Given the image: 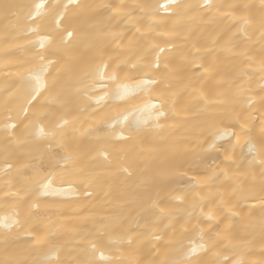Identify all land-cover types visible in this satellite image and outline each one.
<instances>
[{"label": "bare ground", "instance_id": "6f19581e", "mask_svg": "<svg viewBox=\"0 0 264 264\" xmlns=\"http://www.w3.org/2000/svg\"><path fill=\"white\" fill-rule=\"evenodd\" d=\"M7 2L32 4L39 0ZM166 2L75 0V3L87 5L76 8L69 0H45V3L68 4L65 27L77 33L69 46L84 63L99 56L107 62L115 60L119 63L137 52L145 53L144 60L148 61L153 59L147 55L154 50L152 45L165 47L167 51V42L175 41L177 46L187 42V47L194 53L198 47L207 57L204 63L209 65L202 80L195 67L175 78L166 74L161 64L157 76L160 84L152 85L150 93L136 95L140 98L138 103L148 102V96L152 103L162 99L169 101L170 105H166L169 118L162 121L160 129L140 134L136 139L101 144L97 141L103 139L105 133L88 135L104 128L109 115L129 111L133 105L126 103L127 98L114 100L108 97L99 105L95 98L80 99L70 105L67 135L74 137L75 144L80 147L75 172H94L100 178L90 186L70 179L63 171L72 165L58 163L64 153L55 142L50 149L38 148V144L46 146L48 142L28 139L27 122L17 111L22 101L8 103L7 89L23 70L21 58L35 57L44 50L35 47L38 37L31 33L30 25L23 22L22 16L6 18L0 12V216H16L22 224L7 242L0 234V261L34 259L37 233L41 238L40 247L71 251L88 248L93 242L99 246L101 242L97 237L103 235L99 227L101 222L117 221L109 231L127 228L128 225L122 222L136 218L141 211L140 201L132 193L141 191L142 184H148L150 191L160 193L162 215L147 224L141 222V231L147 230L148 234L134 259L151 264L157 253L165 251V244L188 240L199 243L197 230L202 229L209 246L218 245L205 256L208 264L217 259L264 264L261 206L256 200L243 202L252 191L253 172L257 184L260 173L258 165L249 169L247 164L251 159L246 148L249 138L239 135L238 139L217 140V147L209 149L212 133L223 130L230 123L236 129L240 124L244 125L245 131L253 129L252 139L259 144L264 118V67L261 64L264 41L261 40L259 21L264 15L261 11L264 5L262 0H211L215 7L207 10L203 7L205 0H176L180 7L169 5L167 10L156 9L155 6ZM230 5L247 6L243 12L253 23L246 35L239 27L241 11H233ZM39 23L41 32L48 30L50 18L45 17ZM82 33L88 35L91 44L79 43ZM5 40H8L7 44ZM172 68L173 65H169V69ZM50 71L56 74L55 65ZM147 74L153 75L155 70ZM132 75L143 76L145 73H126L122 79ZM128 82L136 83L131 79ZM97 91L104 95L103 91ZM205 97H211L206 110L201 104ZM6 104L12 122L17 125L7 130L3 127ZM148 115L147 112L137 113L140 118ZM205 116H230L231 120L205 124L202 119ZM232 130V127L227 128L229 133ZM8 140L11 143H6ZM101 149L107 160L99 154ZM44 151L51 153V166L37 177L25 166L26 159L30 154ZM49 177L51 191L45 194L44 188L38 185L40 180ZM89 191L91 195H86ZM228 208L236 214L225 220ZM209 214L212 220L207 219ZM169 216L174 217L171 223L167 219ZM188 217L193 218L189 221ZM221 220H224L223 224H220ZM217 224L221 229L219 237L212 231ZM153 233L161 239H153ZM109 239L115 237H105L104 246L98 248V260L99 251L112 259L121 258L108 247ZM56 258L52 257L53 264ZM124 258L129 257L125 254ZM100 264L106 262L100 261Z\"/></svg>", "mask_w": 264, "mask_h": 264}, {"label": "snow or ice", "instance_id": "6c2138e0", "mask_svg": "<svg viewBox=\"0 0 264 264\" xmlns=\"http://www.w3.org/2000/svg\"><path fill=\"white\" fill-rule=\"evenodd\" d=\"M74 3L76 8L87 7L75 3V0H69ZM172 5L180 7L176 0H167L164 5L155 6L167 10L168 6ZM264 5V0H262ZM203 7L207 10H212L215 6L211 0H205ZM233 11H241L239 16V27L241 32L245 35L249 26L253 23L249 15L243 12L247 8L246 5H230ZM68 4L45 3V0H39L38 3L22 4L7 2V0H0V12L6 18L9 16H22L23 22L30 25V31L33 35L38 37L35 47L44 50L38 53L35 57L20 60V68L18 78L7 89L6 95L9 96L8 103L15 100L22 101L18 105V113H22L24 121L27 122L28 139L33 141H47V145L38 144V148L53 147V142L60 152L64 153L58 163L64 165H72L66 167L63 171L70 179L79 180L85 185H92L100 179L94 172H80L76 173L77 153L80 151L79 145L75 144V138L67 135L68 126L70 124L68 109L71 104L80 99H93L99 105L103 100L111 97L112 99H126V103L133 105L129 111L118 113L114 116L109 115L106 126L99 128L95 133H88V135L99 136L100 133H105L103 139L98 140L97 143L107 144L113 141H127L139 138L140 134L148 131L160 129L162 121L169 118L168 108L170 105L167 100H161L159 103H152L151 96H148V102L138 103L140 99L136 94L150 93L152 85L160 84L157 76L160 75L161 64L164 65L166 74L175 78L182 77L189 69L195 67L196 72L200 74V79H205L203 73L209 71V65L204 63L207 57L202 55L200 49L197 47L196 52H192L187 47V42H182V46H177V42L168 41V50L159 45H152L154 49L148 52L147 55L153 59L145 61V53L137 52L135 55L126 58L119 63L115 60L111 62L105 61L103 56L88 63L76 57L75 51L69 46L72 39L77 35L73 30L65 27L66 13ZM264 13V8L261 9ZM45 17L50 18V26L48 30L41 32L40 21ZM233 18H236L235 16ZM259 31L261 33V40L264 41V15L259 21ZM8 43V40H5ZM79 43L82 45L91 44L87 34H81ZM193 47H196L193 45ZM174 49V50H173ZM163 54V60H162ZM8 59V54L5 55ZM264 67V61L261 62ZM56 67V74L54 75L50 69L52 66ZM139 65V66H138ZM169 65H173L169 69ZM155 74L148 75L153 72ZM126 73H145V75H132L128 79L136 81L135 84H130L128 79H122ZM97 89L103 91L104 95H100ZM156 91H160L159 88ZM203 95V94H202ZM211 97H205L201 100L204 109H207V101ZM223 103V101H220ZM147 112V118H140L137 113L143 114ZM200 119V118H198ZM206 124L208 121L215 120H231L230 116L219 117H202ZM185 123H191L185 121ZM239 124V120L236 121ZM3 127L12 129L17 127L12 122V117L7 111L3 122ZM228 127H232L231 133L227 131ZM108 129H111L108 132ZM137 134L133 136L132 134ZM239 135L247 136L249 139L246 143V148L251 159L247 160L249 169H254L257 165L259 167V183L255 182V173L252 175V191L245 197L243 202L248 200H256L260 204V227L264 231V118H262L261 132L259 144L252 139L254 132L249 128L244 130V125L240 124L239 129H236L231 123L226 125L223 130H218L212 133V143L209 144V149L217 147L216 141L225 138H237ZM11 143V140L6 141ZM235 147V146H233ZM101 155H107L101 149ZM51 153L44 151L35 155L30 154L25 166L29 167L37 177L40 176L42 170H46L51 166ZM99 163V162H98ZM235 163V162H234ZM106 167V165H105ZM231 167V166H229ZM227 176L228 173L224 172ZM51 178L40 180L38 186H42L45 194L51 191ZM141 191L134 192V198L140 201L141 211L137 217L130 221H123L128 227L122 230L109 231L117 221L109 219L100 224V230L103 235L97 237L101 242L98 246L93 242L88 248H74L71 251H61L58 248L47 246L40 247L41 238L39 233L35 238V247L33 252L37 255L34 259H14L10 261H0V264H53L52 257H57L54 264H100V261H105L106 264H142L141 261L134 259L140 252L143 238L147 236V230L141 231V222L147 224L150 220L159 218L162 215L160 208L159 191H150V185L142 184ZM194 187V185H193ZM258 189V190H257ZM86 195H91V192H86ZM35 206V205H33ZM236 212L228 208L226 209L225 220L231 219ZM174 217L169 216L167 219L171 223ZM193 217H188L190 221ZM208 220H212L211 214L207 216ZM224 220L220 221L223 224ZM22 227L21 221L16 216H0V234H3L5 242H7L14 230ZM186 230V229H185ZM200 242L188 240L178 241L176 243H168L163 245L164 252L157 253L151 264H208L205 256L208 252L214 251L217 244L209 246V242L204 239V232L198 229ZM216 237L221 235L220 225L212 230ZM115 237L109 239L108 247L117 252L121 257L119 259H112L111 256H106L103 251H99V260L97 259L98 248H102L105 237ZM152 238L159 240L161 237L153 233ZM223 243V241H220ZM123 248V252L120 249ZM125 254L129 258L125 259ZM213 264H246L244 260L237 259L234 262L217 259Z\"/></svg>", "mask_w": 264, "mask_h": 264}]
</instances>
